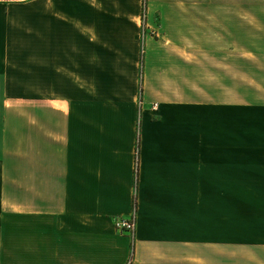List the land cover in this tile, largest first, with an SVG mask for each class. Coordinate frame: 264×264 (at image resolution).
Returning a JSON list of instances; mask_svg holds the SVG:
<instances>
[{"label":"crops","instance_id":"1","mask_svg":"<svg viewBox=\"0 0 264 264\" xmlns=\"http://www.w3.org/2000/svg\"><path fill=\"white\" fill-rule=\"evenodd\" d=\"M132 243L264 264V0H0V264Z\"/></svg>","mask_w":264,"mask_h":264},{"label":"built area","instance_id":"2","mask_svg":"<svg viewBox=\"0 0 264 264\" xmlns=\"http://www.w3.org/2000/svg\"><path fill=\"white\" fill-rule=\"evenodd\" d=\"M154 109L158 110L157 104L154 105ZM137 219V211L134 209V213L128 217L120 216L114 218L115 229L121 234H129L133 238L137 229ZM127 264H133V259L130 258Z\"/></svg>","mask_w":264,"mask_h":264},{"label":"trees","instance_id":"3","mask_svg":"<svg viewBox=\"0 0 264 264\" xmlns=\"http://www.w3.org/2000/svg\"><path fill=\"white\" fill-rule=\"evenodd\" d=\"M147 12V3L144 1V15L146 14ZM143 64H144V57H142V64H141V68L143 67ZM143 77L144 75H141V78L143 80ZM138 145H139V141H138ZM139 147V146H138ZM139 150V149H138ZM137 150V156L139 157V152ZM138 184H139V175L138 173L136 174V184H135V190L137 191L138 189ZM136 201H137V198H136ZM136 201H135V207H136ZM134 253H135V244L132 243V253H131V259L134 258Z\"/></svg>","mask_w":264,"mask_h":264},{"label":"rangeland","instance_id":"4","mask_svg":"<svg viewBox=\"0 0 264 264\" xmlns=\"http://www.w3.org/2000/svg\"><path fill=\"white\" fill-rule=\"evenodd\" d=\"M242 207H247V206L242 205ZM252 226H253V225H252L251 223H249V224L247 225L246 233H247L249 236H252V237H253V233H252V230H251V227H252ZM237 236H238V233H237Z\"/></svg>","mask_w":264,"mask_h":264}]
</instances>
